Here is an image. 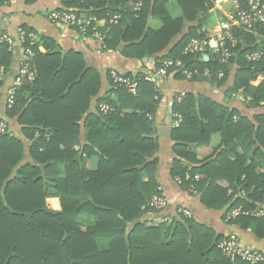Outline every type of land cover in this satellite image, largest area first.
<instances>
[{"label":"trees","instance_id":"16d2710c","mask_svg":"<svg viewBox=\"0 0 264 264\" xmlns=\"http://www.w3.org/2000/svg\"><path fill=\"white\" fill-rule=\"evenodd\" d=\"M120 1L65 3L78 8L79 14L88 9L90 16L99 19L120 16L117 22L100 27L105 51L140 61L152 58L155 67L167 59H181L186 68L201 72L206 66L223 69L224 77L214 76L213 82L225 86L231 81V92L244 89L252 107L264 103V80L252 84L264 73V62L246 57L253 45L264 47V37L239 30L235 32L237 54L229 63H204L184 49L190 39L203 36L205 24L199 19L213 9L211 0H176L178 17L171 14L168 0H143L140 10H135L140 0L112 7ZM155 18L162 23L156 30L151 27ZM257 29L264 35V27ZM20 30L25 35L23 43L19 31L0 32V97L14 61V46L10 49L3 35L8 34L14 45L21 44L23 60L28 48L33 53L26 61L33 77L20 72V83L11 88L15 89L13 102L8 101L11 89L0 101V122L8 126L6 133H0V264H264L224 256L216 243L228 235L217 234L193 214H173L170 226L139 222L128 232L127 224L152 212L149 200L162 193L158 161L153 158L158 141L143 133L152 135L155 130L150 115L158 105L156 85L145 79L144 72L127 73L138 82L132 94L109 73L111 89L100 95L101 73L87 66L81 52L64 53L46 37L31 44L30 34L35 31L26 26ZM41 45L55 48L44 53ZM233 64L237 65L234 73ZM175 76L184 78L180 72ZM103 103L111 108L106 114L100 111ZM173 111L183 120L172 132L179 156L173 162L172 179H181L185 191L195 188L206 208H226L225 220L230 209L241 205L248 213L226 223L264 239V216L253 214L264 203V173L259 170L264 167V113L250 119L238 109L192 93L177 97ZM13 119L21 126L22 136L14 134L9 123ZM217 131L223 146L217 157L197 159L190 144H206ZM198 174L201 179L195 180ZM230 188L235 193L242 189L246 196L234 199ZM48 198H59L61 209L50 208Z\"/></svg>","mask_w":264,"mask_h":264},{"label":"crops","instance_id":"0c3cea01","mask_svg":"<svg viewBox=\"0 0 264 264\" xmlns=\"http://www.w3.org/2000/svg\"><path fill=\"white\" fill-rule=\"evenodd\" d=\"M66 1L67 0H13L12 2L0 5V32L8 31L16 33L21 27L26 26L35 31L37 38L46 37L55 41L57 45L55 46L57 47L56 49L62 50L64 53L69 51L81 52L85 57L87 66L98 69L101 73L103 84L100 95L111 89L109 86V73H111V70H117L121 72V74H136L137 72L146 73L149 71L148 64L153 62L150 61L152 58H147V61H145L144 58L143 61H140L137 59L125 58L117 51H105L101 48V44L92 37L84 36L74 28H66L55 22L52 19V13L54 11L71 8L65 3ZM127 4H129V1L123 0L120 2H113L112 7L119 9ZM75 9L77 11L79 10L78 8ZM89 14L90 10L85 9L82 10L80 15L89 17ZM208 14L206 22L201 23L205 24V26L212 25L211 16L213 14H218L217 16H219L221 13L211 9ZM217 19L218 18L215 17L216 21ZM161 24L160 20L156 18L151 20V27L155 30L159 29ZM100 25L102 28L105 26L104 23ZM39 48L44 53L54 49H46L43 45ZM13 52L14 61L5 76L6 83L0 97V101L2 102L7 98L8 92L12 86L17 83V75L20 73V66L24 58V50L21 44L17 43L14 45ZM236 68L237 65L233 64L232 73H234ZM199 77L198 80H186L185 78L172 75L162 78L159 83L155 84L158 91L155 99H158V105L154 115H150V118L154 122L153 125L155 130L152 135L145 130L142 131L145 133L144 135L148 134L158 141L159 147L153 158L158 161L157 178L160 190L168 198L170 206L168 214L158 211L143 213L140 218L127 224V231L129 232L132 230L139 222H144L148 226H170L174 221L172 217L173 208L184 206L191 210L196 220L214 229L217 234L235 235L244 245L258 247L264 252V239L257 238L250 230H242L237 226H231L226 223L224 219L226 208L220 210L206 208L201 203L199 193H189L181 189L175 179H172L171 172L173 169V162L175 159L179 158L174 150V146L177 142L172 138L173 130L178 128L181 124H175V112L173 111V105L178 96H183L185 93H192L196 97L205 96L226 108L238 109L250 119L256 114L264 113V103L252 107L249 104L251 99L245 94L244 89L231 92V81L225 86H218L212 81L213 77L206 75H200ZM252 84L258 85L254 80ZM113 96L115 97V95ZM96 102L97 98L92 102V112L96 110ZM236 117L238 118V116ZM9 123L14 130V134L22 136L21 126L17 121L13 119ZM81 126L84 127L83 121L81 122ZM83 131L84 128L82 129V132ZM82 141V143L86 142L84 139H82ZM235 142L240 146L238 140ZM221 143L222 135L217 131L211 134L206 144H190V150L199 160H212L217 157L218 150L220 146H222ZM94 159L95 158L92 160ZM185 163L186 161H184V164ZM259 170L264 173V167H261ZM198 176L200 175L198 174ZM144 178L145 180L147 179V177ZM166 216L167 219L163 221V218Z\"/></svg>","mask_w":264,"mask_h":264},{"label":"built area","instance_id":"2783aa9c","mask_svg":"<svg viewBox=\"0 0 264 264\" xmlns=\"http://www.w3.org/2000/svg\"><path fill=\"white\" fill-rule=\"evenodd\" d=\"M6 3L12 2L13 0H4ZM232 1V5L229 10L223 8V4H228ZM143 0H140L135 5V10H140L142 7ZM217 10L221 14L219 15L217 21L209 26L202 27L203 36L193 37L186 44L184 53L194 54L197 56L200 62L210 63L213 60L218 61L222 64H227L230 60L236 56L235 49L239 45V38L235 35L237 31H242L248 34H254L256 36H261L258 31V27H264V0H215L213 11ZM120 18L119 15L109 16L107 18L99 19L95 16L84 17L81 16L76 9L66 8L62 10H57L52 13V19L66 28H74L80 34L84 36H90L96 41H98L102 46L104 43V35L102 34L100 27L101 23L106 24L108 21L110 23L117 22ZM20 32V42L25 41L24 33ZM31 44H34L37 39V34H30ZM2 40L8 42L10 49L14 46V41L12 38L5 34ZM258 44V41H257ZM25 53L27 54L25 60L22 62L21 73H29L30 77H33V73L29 70L28 61L33 55L30 48H28ZM247 59L251 62L261 63L264 62V47H257L251 49L247 55ZM149 71L145 73V79L154 84L159 83L162 78L174 76L177 73H182L186 80H191L196 75H206L210 77L223 78L225 72L223 69L214 71L210 66H206L201 72L198 68H186L184 62L181 59L172 60L167 59L162 62L159 67H155L153 64H148ZM111 75L113 79L121 84L125 85L132 94H136L138 88V82L133 78L126 76L125 74L119 73L117 70H111ZM264 80V73H259L254 80L256 84H259ZM17 84L20 83V79H17ZM15 94V89H11L8 101L13 102V97ZM181 96H178V100ZM111 110L107 103L100 105V111L103 113H108ZM175 124L179 125L182 122V116L179 113H174ZM8 131V126L5 122H0V133H6ZM190 178V174H187ZM195 180H200L201 176L196 175ZM176 183L178 185L182 184V180L177 178ZM189 193L196 194L197 191L192 186L187 190ZM229 195H233V198H240L246 196L244 190H240L235 193L233 189L228 190ZM48 205L54 210H60L61 204L59 198H48ZM56 200V201H54ZM170 202L165 194H155L149 200L147 207L153 211L162 212L166 208H169ZM173 214H185L187 216H192L190 209L179 206L173 208ZM248 211L243 210L241 205L235 206L230 209L227 214L226 220L236 218L240 214H247ZM172 214V215H173ZM253 214L257 217L264 216V204H261ZM167 219V216L163 218V221ZM217 248L226 257L241 258L245 261L251 263H257L264 261V252L255 246L244 245L235 235L225 236L223 239L217 241Z\"/></svg>","mask_w":264,"mask_h":264},{"label":"rangeland","instance_id":"374dc122","mask_svg":"<svg viewBox=\"0 0 264 264\" xmlns=\"http://www.w3.org/2000/svg\"><path fill=\"white\" fill-rule=\"evenodd\" d=\"M212 3H213V6H214V1L215 0H211ZM232 5V1H230L228 4H223V8L224 9H227L229 10L230 6ZM168 7H169V10L171 12V14L174 16V17H178L180 14H181V11L177 5V2L176 0H168ZM218 14H213L211 16V24H213L216 20H215V17L218 18L219 16H217ZM157 24V22H156ZM262 37H264L263 34H260Z\"/></svg>","mask_w":264,"mask_h":264},{"label":"water","instance_id":"95a60500","mask_svg":"<svg viewBox=\"0 0 264 264\" xmlns=\"http://www.w3.org/2000/svg\"><path fill=\"white\" fill-rule=\"evenodd\" d=\"M208 13L205 15V16H203L202 18H200L199 19V23L201 24V23H203V22H206V18L208 17ZM148 59L147 58H145V61H147ZM150 61H153V59H150Z\"/></svg>","mask_w":264,"mask_h":264}]
</instances>
